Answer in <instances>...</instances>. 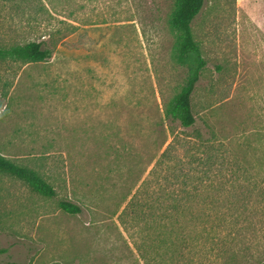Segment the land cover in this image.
Segmentation results:
<instances>
[{
	"label": "rangeland",
	"instance_id": "1",
	"mask_svg": "<svg viewBox=\"0 0 264 264\" xmlns=\"http://www.w3.org/2000/svg\"><path fill=\"white\" fill-rule=\"evenodd\" d=\"M176 0H0V264H264V0H205L196 122L168 107ZM71 201L81 212L64 211Z\"/></svg>",
	"mask_w": 264,
	"mask_h": 264
},
{
	"label": "trees",
	"instance_id": "2",
	"mask_svg": "<svg viewBox=\"0 0 264 264\" xmlns=\"http://www.w3.org/2000/svg\"><path fill=\"white\" fill-rule=\"evenodd\" d=\"M205 0H176L175 8L170 16L172 28L181 34L177 59L179 63H185L190 54L195 55V64L191 67L190 74L179 93L174 97L168 107V114L178 120L184 127L192 126L196 117L192 109V94L200 79V73L206 62L201 55L199 44L194 40L192 33V21L204 7ZM52 56V51L42 41H31L26 44L0 47V59L13 58L24 61L40 62ZM3 103L0 100V108ZM0 171L17 176L28 182L36 191L46 196H54L53 187L47 183L36 171L20 166L10 159L0 155ZM61 208L72 214L81 212L77 204L63 200Z\"/></svg>",
	"mask_w": 264,
	"mask_h": 264
}]
</instances>
